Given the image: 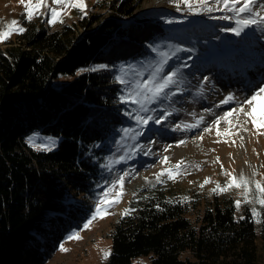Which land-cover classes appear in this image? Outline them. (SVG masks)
<instances>
[{"label":"trees","instance_id":"trees-1","mask_svg":"<svg viewBox=\"0 0 264 264\" xmlns=\"http://www.w3.org/2000/svg\"><path fill=\"white\" fill-rule=\"evenodd\" d=\"M139 3L116 0L102 18L53 29L22 17L25 31L0 48V264H43L72 225L64 219L88 215L80 196L93 198L101 188L102 158L128 125L131 105L119 100L117 62L143 57L161 36H171L160 18L123 21ZM35 130L59 136L56 148L32 149L25 136ZM167 187L147 186L130 199L127 209L134 211L113 224L111 255L102 264H137L139 256L150 258L141 264L264 258V209L255 219L249 207L237 213L229 194L203 199Z\"/></svg>","mask_w":264,"mask_h":264},{"label":"rangeland","instance_id":"rangeland-1","mask_svg":"<svg viewBox=\"0 0 264 264\" xmlns=\"http://www.w3.org/2000/svg\"><path fill=\"white\" fill-rule=\"evenodd\" d=\"M99 1L83 0L86 5V15L76 8H69L66 12L61 11L62 23H48L51 19L50 13L34 16L32 20L39 21L46 28L53 29L84 17L85 20L93 15L102 18L110 13V5L116 0H101L104 3L101 7L97 5ZM258 2H264V0H258ZM48 3L51 4L52 0H48ZM239 6L237 5V7ZM41 11L46 12L45 9H41ZM150 11H153V13ZM134 15L139 16L141 20L160 18L163 25L171 29V36H161L153 45L163 44L164 51H172L177 46L182 49H191V51L177 53L179 60L173 57L169 61V65L181 66V71L186 77V83L182 85L183 93L174 97L173 105H169V107L174 106L178 111L162 121L160 125L149 122L147 128L144 129V135L135 142L130 139L126 142L127 145L134 143L141 145L143 150L138 151L133 159L115 164L112 171L104 168V183L96 195L93 198L80 196L82 204L89 205L86 206L90 209L88 215L85 217H82V215L77 216L72 220L64 219L72 225L58 239V242L52 244L51 252L48 254L49 257L43 264L104 263L107 259L103 257V250L110 251V232L113 224L128 208L130 199L141 189L158 184L155 174L164 168L172 167L180 160L184 161L182 175L175 180H168L167 175L161 177L162 182L160 183L168 186L167 189L171 192H184L185 195L190 196L198 194L205 199L213 193L211 190L217 182L223 186L228 179L222 174L221 165H223L224 170L233 172L237 176L243 172L248 177L264 181V135H256V129L250 123L246 125L249 131H241L238 135L217 136L215 127L212 128L210 133H203L202 131L204 127L211 124L216 116L238 106L237 102H233L217 107L220 100L228 94H233L236 96L237 101H242L245 97H250L260 87H264V77L259 79L261 73H264V70H262L264 68V31L257 29L255 26H250L245 28L240 36H236L232 32L222 31V29L236 26L235 17L232 20L211 18L222 15L233 16V13L214 11L198 15L190 14L183 3H180V10L178 11L172 0H140L133 15L129 17ZM248 15V13H244L242 17ZM22 17L27 19L25 9L19 3V0H0V30H3L5 25L10 24L12 20L18 21L19 26L22 27ZM128 20V17H123V21L127 22ZM169 20L172 22L168 23ZM97 22V20L93 21L91 26L97 25ZM83 29L84 26L81 25L78 26L76 31H82ZM18 35L13 33L8 40L0 42V48H3L7 43L16 42ZM167 45L173 47L170 49ZM155 59H157L156 54L150 50L143 57L120 60L116 65V76L121 75V66L127 68L128 65L137 64L140 61H154ZM249 59L254 62H258L256 59H263V62L254 63L255 70L249 71L251 74L257 75V81L247 89L244 81L237 76L233 77V75L237 74V63ZM184 64L187 66L184 67ZM204 77H207L208 80L205 81ZM68 78L69 76H66L62 79ZM201 84L204 86V92L202 96H198L196 93L199 92ZM255 103L257 114L264 111V95L261 101ZM134 107L135 105H131L129 111ZM151 107L157 108L154 115L159 116L162 114L157 105ZM205 109L210 111L206 112ZM192 113L196 114L195 117ZM201 115L205 117V120L199 128L190 131H173L175 124L180 122L193 123ZM232 119L234 120V117ZM240 119L243 120V116ZM134 126L135 122L128 116V125L124 127ZM226 128H229V125L226 122H221L219 131L223 133ZM261 131H264V129H261ZM232 132L235 133L236 129H232ZM201 135H203L202 140L198 138ZM241 136H243V142H241ZM120 137L121 133L115 141L119 140ZM30 138L33 141L31 144L29 143ZM48 138H51V141ZM59 140L60 137L57 135L36 130L25 136L27 144L35 150H43L33 146L42 144H47L50 149H54ZM180 140H185V144L176 146ZM217 140L220 142L216 143ZM233 140L235 141L234 144L232 143ZM115 141L112 142V148L108 151V154H104L105 157L102 158L104 164L109 162L113 156H119L125 151V149L117 151ZM224 141L228 142L225 143ZM168 145H172V147L165 151ZM149 148L151 149L150 154L144 155V152H147ZM164 156L169 157L167 164L160 163ZM217 157H219L218 161ZM196 165H199V168ZM131 169H135V171L125 178L124 194L121 202L108 209L110 215L93 221L89 230H82L83 224L94 211L98 197L108 187V184L118 178L123 171ZM254 170L259 175L253 177ZM205 178H210L212 182L204 184ZM201 184H204L203 188L200 187ZM225 193L231 195L234 202L241 199L240 190L238 189L233 188ZM245 207L251 209L252 205L242 203L239 209L236 208L237 213H240ZM257 208L259 211V206ZM64 225H66V222ZM74 231H78L82 239L68 240L67 237ZM61 244L68 251H60ZM149 260L148 256H139L134 259V262L141 264L148 263ZM259 264H264L262 256H260Z\"/></svg>","mask_w":264,"mask_h":264},{"label":"snow or ice","instance_id":"snow-or-ice-1","mask_svg":"<svg viewBox=\"0 0 264 264\" xmlns=\"http://www.w3.org/2000/svg\"><path fill=\"white\" fill-rule=\"evenodd\" d=\"M180 10V3H183L187 11L190 14H201V13H211L214 11L221 12H231L233 16L222 15L219 17H211L212 19L221 20H232L235 17V27L225 28L222 31H229L234 33L236 36H240L245 28L250 26H255L257 29L264 31V2H258V0H172ZM19 3L24 7L26 12V18L31 21L34 16L45 15L47 13L51 14V19L48 23L63 22L61 11L68 10L69 8H76L81 13L87 14L85 12L86 5L83 0H52L49 4L48 0H19ZM237 5H240L237 7ZM45 9V11H41ZM248 13L247 17H242V14ZM171 23L172 21H167ZM25 31L23 27L19 26L18 21L12 20L10 24L5 25L3 30H0V42H4L10 38L13 33L21 34ZM164 45H153L151 46V51L156 54L157 59L154 61H140L137 64L128 65L127 68L121 66V75L115 77L116 81L124 86L123 94L120 95L119 100L121 103L135 105L130 111L126 112L125 115L129 116L135 122L134 127H124L120 129L121 137L119 140L115 141L117 151L125 149L123 154L119 156H113L112 159L102 164L101 166L108 171H112L115 164H120L126 162L129 159H133L138 151L143 150V146L138 144L127 145V141L130 139L133 142L137 141L142 135H144V129L147 128L149 122H153L156 125H160L162 121L166 120L173 113L177 112L173 105V98L178 94H182L184 89L182 85L186 83V77L181 71V66L179 65H169V61L173 57L177 56V53L181 51H191V49H182L180 47H175L172 51H164ZM168 48H172V45H167ZM184 67L187 65L184 64ZM100 68H105L107 66L101 65ZM166 69H168L166 71ZM91 71H97V68L90 69ZM207 81L208 78L204 77ZM204 92L203 84L200 85V90L196 95L202 96ZM264 95V87H260L255 91L250 97H245L242 101H237V98L233 94H228L225 98L220 100L217 107L220 105H228L233 102H237V107H232L228 111L223 112L222 115L216 116V118L208 126L203 128V133H210L212 128L217 129V136L223 135H238L241 131H249L246 127L247 124H251L254 129H256V135H264V111L257 114V97ZM152 105H157L161 115L156 116L154 113L157 108L151 107ZM204 111L208 112L209 109ZM195 117V113H192ZM243 116V120H241ZM234 117V120L232 119ZM205 117L203 115L195 119L193 123L180 122L175 124L173 131H190L192 129H197L204 123ZM221 122H226L229 128H226L224 132L219 131V126ZM232 129H236L233 133ZM200 140L203 139V135L198 137ZM241 142H243V136L240 137ZM51 141V138H48ZM219 143L220 141H215ZM227 143L228 141H224ZM29 143H33L32 138L29 139ZM54 143V141H53ZM234 144L235 141L233 140ZM185 144V140H180L176 146ZM43 150H50L47 144L33 145ZM243 146V144H241ZM172 145H168L171 148ZM151 149L149 148L144 155L150 154ZM219 157H217V161ZM214 161V162H217ZM169 162V157L164 156L160 163L167 164ZM184 161L180 160L175 165L170 168H164L159 173L155 174L157 183L162 182L161 177L167 175L168 180H175L178 176L183 174L182 166ZM199 168V165H196ZM222 174L228 179L225 181L224 185L221 186L220 183H216V186L212 188V192L215 194H222L232 190L233 188L240 190L241 199L235 201L236 208L239 209L242 203L252 205L251 214L252 216L259 217L261 213L258 211L259 208L264 209V181L253 179L246 176L243 172L239 176L235 175L233 172H228L223 169L221 165ZM135 169L123 171L118 178L112 180L108 187L98 197L94 211L91 216L83 224L82 230H89L93 221L97 219H103L106 215L111 213L108 211L109 208L113 207L115 204L121 202L124 194V181L125 178L130 176ZM259 175L257 171H253L252 176ZM210 178H205L204 184L211 183ZM107 183V182H106ZM204 184L200 187L203 188ZM119 186V187H118ZM184 201L188 198L183 197ZM134 209H125L122 215H129ZM243 219V217H241ZM259 223L260 221L257 220ZM68 240L82 239L78 231L72 232L68 237ZM60 251L66 252L67 248L63 244L60 245ZM111 255L110 251L103 250V257L105 259Z\"/></svg>","mask_w":264,"mask_h":264},{"label":"bare ground","instance_id":"bare-ground-1","mask_svg":"<svg viewBox=\"0 0 264 264\" xmlns=\"http://www.w3.org/2000/svg\"><path fill=\"white\" fill-rule=\"evenodd\" d=\"M150 12L153 13V11H150ZM256 61H258V62H254V61H251L249 59L248 61L242 60V61L238 62L237 63L238 64L237 65L238 66L237 74L233 75V77L237 76L238 78H241L242 81H244V83L246 84L247 89L249 87H251L253 84H255L257 81V75L251 74L249 71L255 70L256 66H254V63H259V62L262 63L263 59L262 60L256 59ZM262 70H264V68H262ZM263 75H264V73L263 74L261 73V75L259 76V79L264 77ZM262 98H263V95L257 97L256 102L261 101Z\"/></svg>","mask_w":264,"mask_h":264}]
</instances>
